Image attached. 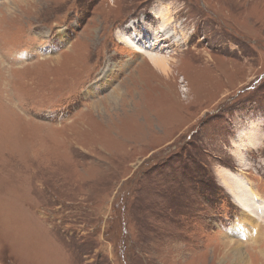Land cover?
Here are the masks:
<instances>
[{
    "label": "rangeland",
    "instance_id": "374dc122",
    "mask_svg": "<svg viewBox=\"0 0 264 264\" xmlns=\"http://www.w3.org/2000/svg\"><path fill=\"white\" fill-rule=\"evenodd\" d=\"M258 250L264 0H0V264Z\"/></svg>",
    "mask_w": 264,
    "mask_h": 264
},
{
    "label": "bare ground",
    "instance_id": "6f19581e",
    "mask_svg": "<svg viewBox=\"0 0 264 264\" xmlns=\"http://www.w3.org/2000/svg\"><path fill=\"white\" fill-rule=\"evenodd\" d=\"M19 1V0H18ZM39 2V1H38ZM19 8V7H18ZM2 11H4V12H7V13H11V12H15L17 9L15 8V6H12V5H9V4H3L2 5ZM125 40H126V38H125ZM126 41H128V39L126 40ZM129 42V41H128ZM129 45H130V47H133L135 50H137V48L139 47V46H137V44H134V43H131V42H129ZM140 50L142 49V48H139ZM143 51V50H142ZM146 53V58L149 60V62L150 63H152V65L154 66V67H156V68H159L160 70H162V71H164V69L166 68V64H165V62H164V58H163V56H160V55H156V54H153L152 52H145ZM145 53H144V55H145ZM150 55V56H149ZM148 56H149V58H148ZM64 63V62H63ZM85 68V67H84ZM153 76H157V77H159V75L158 74H156V73H152V70H151V72H150ZM161 79V78H160ZM184 76H183V79L181 80V82H184ZM185 86V85H184ZM186 88V87H185ZM116 89H117V87H116ZM186 91H187V88L185 89ZM231 176H232V179H231V185H232V190H234V194L232 193V191H231V193L234 195V197H235V201L239 204V206H241V207H243V209L245 210V211H247V212H254V211H256V215H257V217H256V219L258 220V219H261L262 220V218H258V216L260 215L259 213H260V211H261V209L259 208V210H257V209H255L254 207H251L248 203H249V200L247 199V198H244V194H247V191H246V189L244 188V186H239L238 185V181L241 183V181L234 175V174H232L231 172L229 173ZM242 184V183H241ZM227 189V188H226ZM228 190V189H227ZM237 190V191H236ZM229 192H230V190H228ZM240 193H241V195H240ZM240 198H242V199H240ZM242 202H243V204H242ZM247 203V204H246ZM262 213V212H261ZM262 216H263V213H262ZM261 236V234L260 233H258V235H257V237L259 238ZM259 239H261V238H259ZM257 241V240H256ZM264 255V251H262V250H258V255ZM219 260H221V259H219Z\"/></svg>",
    "mask_w": 264,
    "mask_h": 264
}]
</instances>
